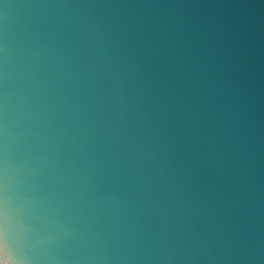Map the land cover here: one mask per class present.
I'll return each instance as SVG.
<instances>
[{"label": "water", "instance_id": "95a60500", "mask_svg": "<svg viewBox=\"0 0 264 264\" xmlns=\"http://www.w3.org/2000/svg\"><path fill=\"white\" fill-rule=\"evenodd\" d=\"M0 264H264V0H0Z\"/></svg>", "mask_w": 264, "mask_h": 264}]
</instances>
